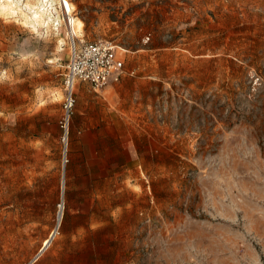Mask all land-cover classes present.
Masks as SVG:
<instances>
[{"label":"rangeland","instance_id":"374dc122","mask_svg":"<svg viewBox=\"0 0 264 264\" xmlns=\"http://www.w3.org/2000/svg\"><path fill=\"white\" fill-rule=\"evenodd\" d=\"M61 1L0 0V264H264V0H68L75 39ZM99 39L135 75L67 136Z\"/></svg>","mask_w":264,"mask_h":264},{"label":"built area","instance_id":"2783aa9c","mask_svg":"<svg viewBox=\"0 0 264 264\" xmlns=\"http://www.w3.org/2000/svg\"><path fill=\"white\" fill-rule=\"evenodd\" d=\"M134 75L135 71L126 68L125 60L113 41L99 39L83 42L80 46L75 44L66 75V86L70 96L65 103L66 116L61 122L67 136L75 104L73 93L77 82H87L95 89H102L112 82L119 83L125 76Z\"/></svg>","mask_w":264,"mask_h":264},{"label":"bare ground","instance_id":"6f19581e","mask_svg":"<svg viewBox=\"0 0 264 264\" xmlns=\"http://www.w3.org/2000/svg\"><path fill=\"white\" fill-rule=\"evenodd\" d=\"M22 3V0H4V3L2 4V7L1 9L3 11H6V10H11V11H15L17 9V6L19 4ZM36 5V4H34ZM27 6L29 9H31L32 11L35 9V7L27 2ZM61 6L64 8V11H65V14L66 16L68 15L69 17V29H70V33L73 35L74 39L76 37L79 36V33H81L83 31V28H84V23L81 21V20H78L77 18H75L71 13H72V10H73V5L68 1V0H62L61 1ZM20 8V7H19ZM21 9V8H20ZM55 11L57 12V14H59V12L55 9ZM32 13V12H31ZM27 14V13H26ZM28 15V14H27ZM51 16V15H50ZM32 19H33V23L34 24H38V23H44V24H49V22L44 18V13H39L38 11H34L32 13ZM36 26V25H35ZM68 27V26H67ZM63 192V191H62ZM63 202L65 204V199L63 198ZM63 206V205H62ZM63 208V207H62ZM61 208V209H62ZM63 214L64 212L61 211L60 212V220H62L63 218ZM58 230H59V227L57 230L53 231L52 234H51V237L46 239L45 242H44V248L43 250L41 251V253L39 254V256L37 257V259L41 256V254L47 250L50 245L52 244L53 240L55 239V236L56 234L58 233ZM35 259L34 262L37 260Z\"/></svg>","mask_w":264,"mask_h":264},{"label":"clouds","instance_id":"9594fccd","mask_svg":"<svg viewBox=\"0 0 264 264\" xmlns=\"http://www.w3.org/2000/svg\"><path fill=\"white\" fill-rule=\"evenodd\" d=\"M17 71H20V69H17ZM10 79L11 77L6 70L3 72H0V83H3L4 81L10 80Z\"/></svg>","mask_w":264,"mask_h":264},{"label":"crops","instance_id":"0c3cea01","mask_svg":"<svg viewBox=\"0 0 264 264\" xmlns=\"http://www.w3.org/2000/svg\"><path fill=\"white\" fill-rule=\"evenodd\" d=\"M122 58H123V57H122ZM123 59H124V58H123ZM125 77H128V76H125ZM125 77H124V78H125ZM124 78H123V79H124ZM123 79H122V80H123ZM113 84H116V83L112 82V83H110L109 85H113Z\"/></svg>","mask_w":264,"mask_h":264}]
</instances>
